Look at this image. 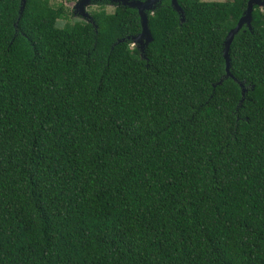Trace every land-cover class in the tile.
I'll use <instances>...</instances> for the list:
<instances>
[{
    "label": "trees",
    "instance_id": "trees-1",
    "mask_svg": "<svg viewBox=\"0 0 264 264\" xmlns=\"http://www.w3.org/2000/svg\"><path fill=\"white\" fill-rule=\"evenodd\" d=\"M248 1L162 3L143 58L134 9L0 0V264H264V9L223 58Z\"/></svg>",
    "mask_w": 264,
    "mask_h": 264
},
{
    "label": "water",
    "instance_id": "water-1",
    "mask_svg": "<svg viewBox=\"0 0 264 264\" xmlns=\"http://www.w3.org/2000/svg\"><path fill=\"white\" fill-rule=\"evenodd\" d=\"M112 3H118L130 9H134L138 12L141 22V33L134 37L132 40L135 44L138 45V48L142 54V57L145 58L144 53L146 47L153 41L152 34L149 29V20L148 16L145 14V10H150L153 5L162 2L163 0H147L145 2L141 1H129V0H109ZM27 0H21V10L20 15L26 5ZM90 0H79L75 5V13H79L83 18L88 19V22H93L92 19L87 16L85 13V8L89 5ZM171 6L174 11L179 15L180 21L183 23L185 21L184 11L178 3V0H171ZM255 6H258L264 9V0H249L247 2L246 10L239 19L237 25L229 31L227 34L223 46V58L225 60L226 66V77L233 78V75L230 72L231 60H230V48L232 42L234 41L235 36L244 28H248L252 31V21H253V12ZM221 83V82H220Z\"/></svg>",
    "mask_w": 264,
    "mask_h": 264
},
{
    "label": "flooded vegetation",
    "instance_id": "flooded-vegetation-1",
    "mask_svg": "<svg viewBox=\"0 0 264 264\" xmlns=\"http://www.w3.org/2000/svg\"><path fill=\"white\" fill-rule=\"evenodd\" d=\"M79 0H77L76 1V3L78 2ZM129 1H141V2H145V1H147V0H129ZM90 2H96V8L95 9H93V8H91L90 9V5H88L87 7H86V10H85V13L87 14V16H89V18L90 19H92V12L94 11V10H96V9H99V8H101V6L103 5V6H105V7H109L110 5V7L111 8H113V9H115L116 7H118L119 5H121V4H118V3H112V2H110L109 0H103V2H97V0H90ZM166 2H169L170 3V5H171V0H163L162 2H160V3H158V4H155V5H153L152 6V8L150 9V10H145V14L148 16L149 14H153L161 5H162V3H166ZM76 5V4H75ZM106 10H107V8H106ZM108 11V10H107ZM138 13V12H137ZM139 15V14H138ZM73 18H75V19H80V20H83V21H87L88 19H85V18H83L79 13H75V6L73 7ZM93 20V19H92Z\"/></svg>",
    "mask_w": 264,
    "mask_h": 264
},
{
    "label": "rangeland",
    "instance_id": "rangeland-1",
    "mask_svg": "<svg viewBox=\"0 0 264 264\" xmlns=\"http://www.w3.org/2000/svg\"><path fill=\"white\" fill-rule=\"evenodd\" d=\"M76 1L77 0H53V2L54 3H62V4H64L66 7H70V8H73L74 6H75V4H76ZM201 1H204V2H227V1H231V0H201ZM89 5L91 6L90 7V9L91 8H93V9H95L96 7V2H89ZM111 6V5H110ZM105 7V8H107V10H108V12L109 13H112L113 12V8H111V7ZM85 10H86V8H85ZM75 21V19H73V17L72 16H70L69 17V22H71V23H73ZM65 23V22H64ZM63 23V24H64ZM133 45L134 46H137L138 47V45L137 44H135V43H133Z\"/></svg>",
    "mask_w": 264,
    "mask_h": 264
},
{
    "label": "snow or ice",
    "instance_id": "snow-or-ice-1",
    "mask_svg": "<svg viewBox=\"0 0 264 264\" xmlns=\"http://www.w3.org/2000/svg\"><path fill=\"white\" fill-rule=\"evenodd\" d=\"M97 2H103V0H97Z\"/></svg>",
    "mask_w": 264,
    "mask_h": 264
}]
</instances>
